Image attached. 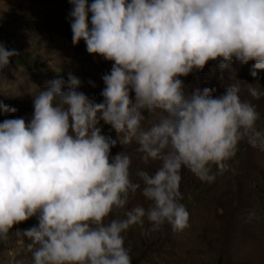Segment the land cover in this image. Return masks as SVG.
Returning a JSON list of instances; mask_svg holds the SVG:
<instances>
[{
  "label": "clouds",
  "instance_id": "clouds-1",
  "mask_svg": "<svg viewBox=\"0 0 264 264\" xmlns=\"http://www.w3.org/2000/svg\"><path fill=\"white\" fill-rule=\"evenodd\" d=\"M69 3L73 46L83 41L89 55L111 62L101 76L102 100L79 91L71 73L66 81L58 75L31 95L27 122H0V242L13 225L35 217L22 232L32 264H131L123 235L130 227L145 235L165 224L173 232L187 226L182 169L210 182L211 166L224 168L241 140L264 151L259 113L241 100L238 84L214 95L208 87L189 92L181 79L209 61L220 69L252 61V77L264 70V0ZM16 55L0 44V69ZM248 92L264 95L258 85ZM0 112L16 109L0 103ZM100 121L123 151L110 156L116 141ZM132 143L144 165H157L138 170L136 182L124 150ZM137 191L145 204L126 208Z\"/></svg>",
  "mask_w": 264,
  "mask_h": 264
},
{
  "label": "rangeland",
  "instance_id": "rangeland-1",
  "mask_svg": "<svg viewBox=\"0 0 264 264\" xmlns=\"http://www.w3.org/2000/svg\"><path fill=\"white\" fill-rule=\"evenodd\" d=\"M0 7V44L17 52L8 66L0 69V103L14 107L16 112H0V122L17 117L27 122L33 111L31 95L58 75L66 81L68 73L80 79L79 91L101 102V76L110 71L111 62L89 55L83 41L73 46L69 0H6ZM252 63L233 62L229 68L220 69L209 61L202 70L181 79L189 92L208 87L216 89L214 95L222 94L229 83L238 84L241 100L255 105L260 117L256 126L264 130V95L256 99L248 92L249 85L264 89V70H257L252 77ZM144 115L147 117L146 112ZM99 127L116 141L110 156L123 151L111 126L100 121ZM135 147L134 143L124 146L132 158L129 171L134 182L138 170L152 172L157 166L144 165ZM210 174L212 181L202 182L181 170V203L188 214L183 230L173 232L165 224L158 231L141 235L132 226L123 234L131 264H264V151L241 140L226 166L218 169L212 165ZM136 204H145L138 191L130 194L125 207ZM116 216L123 218V209ZM36 224V218L31 217L13 225L9 239L0 242V264H32L30 241L22 232Z\"/></svg>",
  "mask_w": 264,
  "mask_h": 264
},
{
  "label": "crops",
  "instance_id": "crops-1",
  "mask_svg": "<svg viewBox=\"0 0 264 264\" xmlns=\"http://www.w3.org/2000/svg\"><path fill=\"white\" fill-rule=\"evenodd\" d=\"M6 5V0H0V6H5ZM0 8H2V7H0ZM4 15H6V14H4ZM6 16H4L3 18H5ZM1 20V19H0ZM1 22H3L2 20H1ZM6 23V22H5ZM1 27V26H0Z\"/></svg>",
  "mask_w": 264,
  "mask_h": 264
}]
</instances>
